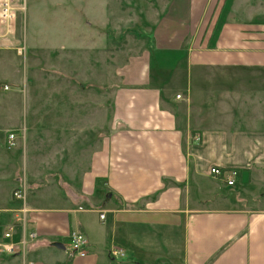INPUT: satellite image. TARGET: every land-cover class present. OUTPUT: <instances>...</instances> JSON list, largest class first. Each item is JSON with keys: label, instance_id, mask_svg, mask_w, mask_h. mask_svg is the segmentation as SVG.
<instances>
[{"label": "crops", "instance_id": "0c3cea01", "mask_svg": "<svg viewBox=\"0 0 264 264\" xmlns=\"http://www.w3.org/2000/svg\"><path fill=\"white\" fill-rule=\"evenodd\" d=\"M24 1V38L21 12L13 32L0 24V238L10 226L14 244L0 264H264V205L240 201L264 171L260 9L244 18L243 1L225 0L214 16L219 0H166L150 45L117 68L118 82L106 92L112 122L95 139L94 113L86 126L63 113L70 118L64 126L62 113L47 107L56 105L62 80L77 104V77L58 75V60L64 48L71 60L77 56L80 5L93 9L103 0ZM29 25L33 32L39 26L38 41L52 40L48 49L35 51L32 37L28 43ZM50 50L57 59L41 62ZM23 80L31 91L49 87L40 102L29 92L37 103L29 113ZM214 165L236 168L234 184L211 177ZM19 187L23 220L21 201L11 195ZM71 230L86 236L84 255L70 250ZM30 231L35 237L22 246ZM112 245L124 255L111 256Z\"/></svg>", "mask_w": 264, "mask_h": 264}, {"label": "rangeland", "instance_id": "374dc122", "mask_svg": "<svg viewBox=\"0 0 264 264\" xmlns=\"http://www.w3.org/2000/svg\"><path fill=\"white\" fill-rule=\"evenodd\" d=\"M241 1L244 2L242 5L244 9L241 14L244 18L253 15H247V12H250V10H254L255 12L253 11V13H256V11L260 9L258 14L264 15V0ZM224 2L225 0H219L214 10V16ZM102 3L103 4L100 7H95L93 9L82 8L80 5V9H78L80 13V23L77 27H74V38H76L74 39V42H77L79 46L77 56L73 55L71 60L70 55L66 52L68 49L64 48L62 61L58 60V64L61 65V68L63 69L62 73L60 72V69L56 71L58 75H61V77L63 75V77L66 78H68V76L73 78H75V76L77 77L72 80L73 84L76 83L78 85L74 84L78 88L77 96L79 99L77 104H75V96L72 95L71 97V95L66 93V90L64 89L66 80H62V89H59L56 95L57 97H55L57 102L56 105L53 106L51 104L47 107L48 111H51L52 108H54L57 112L62 113V122L64 126L68 120H70V118H68L69 116L72 120L79 118V126L81 125L80 123L86 126L87 124H90L92 113H94L95 139L100 137L102 132L108 130L109 118L111 120V106L109 105L106 92L111 90L118 82L116 75L117 68L127 60L130 55L138 53L143 48L150 45V34L152 32L154 21L160 14L166 0H103ZM15 4L17 6L16 17L18 13L21 12L20 24H17V31H19L20 25V32L21 35L23 34L22 37L24 38L26 17L25 1L16 0ZM248 5L250 6L249 8ZM22 6L24 8H21ZM235 12H237V10ZM82 13H85L86 16H81ZM238 15L240 16V13ZM33 29L35 33L31 30L29 25L28 43L30 42V37H32V46L34 47V45H36L35 51H38L37 49L40 47L42 48V51H44V48L48 49L52 40L43 39L38 41V31L36 32V30H39V26L35 25L33 26ZM63 42L65 43L66 41L64 40ZM19 53L25 54L22 47L21 52ZM53 53L54 52L50 50V57L46 56V54L45 57H40L41 62L42 58H45L47 62L53 64L58 57H55ZM35 62H37V57ZM65 68L68 72L65 71ZM48 75H50V73H48ZM24 76L28 77L26 71L24 72ZM21 83L23 96L26 94V88L28 90V94H26L27 97H24V107H27V112L29 113V107L33 101L29 99V92L33 86L29 87V84H25L24 80ZM82 83L83 85H81ZM46 89L49 90V87L40 88L37 85L35 86V89L31 91L33 93L32 95L36 97L34 98L32 96V99L35 100L34 102L43 101L42 99L46 96ZM69 92L71 91L69 90ZM91 101H93V103H91ZM32 106L37 107V103L32 104ZM40 107L43 108L44 105L41 104ZM63 113L68 115V117L64 116ZM23 117H25V114ZM26 119H29L28 115L26 116ZM28 151L29 148L26 155L29 157ZM63 155L64 158L67 157L65 153ZM24 169L25 154L22 153L21 163H19L20 175H24ZM68 187L69 184L66 185L67 190ZM250 188L253 190L251 191L252 196H250V198L241 196V203L264 205V199H261V191L264 192V171L261 172L258 177L253 178L250 183ZM240 193L242 194V192ZM66 194L70 195L68 192H66ZM75 202L77 205L82 201L76 200Z\"/></svg>", "mask_w": 264, "mask_h": 264}, {"label": "built area", "instance_id": "2783aa9c", "mask_svg": "<svg viewBox=\"0 0 264 264\" xmlns=\"http://www.w3.org/2000/svg\"><path fill=\"white\" fill-rule=\"evenodd\" d=\"M16 0H0V24L5 29V32L11 33L15 28V19H16ZM21 8H24L23 6ZM18 52H21V47H18ZM4 87H6L4 85ZM176 97H179V94H176ZM192 137L194 140H199V135L197 133L193 134ZM16 144L14 134L8 133L6 145L8 147H13ZM209 174L211 177L222 181L225 185L231 186L235 182V178L238 174L236 168H221L219 166H211L209 169ZM11 195L15 199H19L21 201L20 211L22 212L21 219H24V215L27 212V208L25 206V190L23 187L15 188L12 190ZM99 217L103 218L104 214L99 213ZM10 229H8L3 233L2 238H0V253L1 252H12L14 251V244L7 241L10 237ZM35 237V232L30 231L27 233V236H23L20 240V244L22 246L28 241V239H33ZM68 244L69 248L72 252L78 255H84L86 253V245L87 239L86 236L78 231L71 230L68 235ZM109 253L113 257H121L124 255L121 248L112 245L109 248Z\"/></svg>", "mask_w": 264, "mask_h": 264}, {"label": "water", "instance_id": "95a60500", "mask_svg": "<svg viewBox=\"0 0 264 264\" xmlns=\"http://www.w3.org/2000/svg\"><path fill=\"white\" fill-rule=\"evenodd\" d=\"M109 195H110V193H107L106 197H108ZM52 245H55V246L60 247V248H64V245L59 241H53Z\"/></svg>", "mask_w": 264, "mask_h": 264}]
</instances>
